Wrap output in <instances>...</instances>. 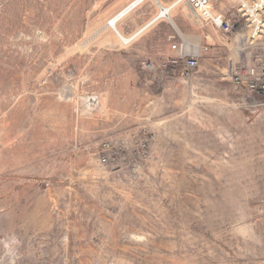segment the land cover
Here are the masks:
<instances>
[{"label":"rangeland","instance_id":"obj_1","mask_svg":"<svg viewBox=\"0 0 264 264\" xmlns=\"http://www.w3.org/2000/svg\"><path fill=\"white\" fill-rule=\"evenodd\" d=\"M133 1L0 0V264H264V110L226 79L264 33Z\"/></svg>","mask_w":264,"mask_h":264},{"label":"built area","instance_id":"obj_2","mask_svg":"<svg viewBox=\"0 0 264 264\" xmlns=\"http://www.w3.org/2000/svg\"><path fill=\"white\" fill-rule=\"evenodd\" d=\"M186 4L196 22L208 24L227 36L234 31L247 30L246 40L250 41L251 45L259 41L264 33V7L259 5V1L252 3V7L246 6L244 0L238 1L240 8L232 12L234 8L231 7L227 13L212 12L210 10L211 0H186ZM235 18L242 23L236 21ZM172 48L180 52V56L174 63L182 68L185 78H190L199 68L201 54L189 55L181 44H174ZM226 79L239 96L238 106L241 109L249 110L254 114H260L264 110V53L251 54L245 61H231ZM112 145V141L102 145V154L99 158L102 166H109L114 161L115 154Z\"/></svg>","mask_w":264,"mask_h":264},{"label":"bare ground","instance_id":"obj_3","mask_svg":"<svg viewBox=\"0 0 264 264\" xmlns=\"http://www.w3.org/2000/svg\"><path fill=\"white\" fill-rule=\"evenodd\" d=\"M141 4H142V2H141L140 0H134L133 2H131V3L128 5V7H127L126 10L124 11V13H125L126 11H129V12L134 11V10H135L136 8H138ZM124 13H123V14H124ZM123 14L119 15L118 17H116L115 20H111L110 23H109V25H110V26H116L117 21L119 20V18H120ZM193 48H194V47H193ZM198 51H200V47H199V46H196V47H195V52L197 53ZM93 100H94V101H93ZM92 102H93V103H92ZM91 107H92L93 109H95V110H96L98 107H99V109H100V102H98L97 99L93 98V99L91 100Z\"/></svg>","mask_w":264,"mask_h":264},{"label":"crops","instance_id":"obj_4","mask_svg":"<svg viewBox=\"0 0 264 264\" xmlns=\"http://www.w3.org/2000/svg\"><path fill=\"white\" fill-rule=\"evenodd\" d=\"M183 0H176L175 2H174V4H173V9H175L176 8V6H178L181 2H182ZM169 8V7H168ZM171 8V7H170ZM164 9V8H163ZM164 12H167V10H163Z\"/></svg>","mask_w":264,"mask_h":264}]
</instances>
